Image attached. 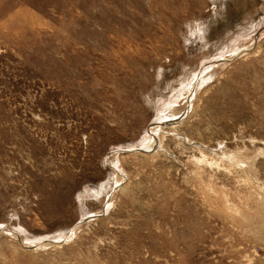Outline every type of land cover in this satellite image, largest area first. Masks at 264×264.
<instances>
[{
  "label": "rangeland",
  "instance_id": "1",
  "mask_svg": "<svg viewBox=\"0 0 264 264\" xmlns=\"http://www.w3.org/2000/svg\"><path fill=\"white\" fill-rule=\"evenodd\" d=\"M0 264H264V0H0Z\"/></svg>",
  "mask_w": 264,
  "mask_h": 264
}]
</instances>
